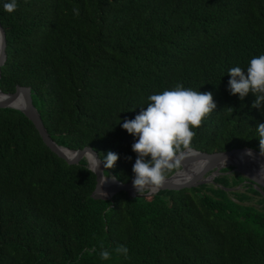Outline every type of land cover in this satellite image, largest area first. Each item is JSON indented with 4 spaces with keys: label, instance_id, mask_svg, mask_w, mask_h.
Wrapping results in <instances>:
<instances>
[{
    "label": "trees",
    "instance_id": "obj_1",
    "mask_svg": "<svg viewBox=\"0 0 264 264\" xmlns=\"http://www.w3.org/2000/svg\"><path fill=\"white\" fill-rule=\"evenodd\" d=\"M5 2L0 90L30 87L57 144L91 147L103 162L117 154L107 176L134 178L138 138L122 124L177 83L217 105L192 149L260 151L264 106L231 95L228 71L264 55V0H17L11 14ZM232 171L197 188L96 200L86 160L69 165L26 115L0 109V264H264V189Z\"/></svg>",
    "mask_w": 264,
    "mask_h": 264
},
{
    "label": "clouds",
    "instance_id": "obj_2",
    "mask_svg": "<svg viewBox=\"0 0 264 264\" xmlns=\"http://www.w3.org/2000/svg\"><path fill=\"white\" fill-rule=\"evenodd\" d=\"M3 8L7 13H14L17 0H6ZM74 11L79 14L78 9ZM228 75L231 77V95H238L243 101L251 92L256 97L252 107L264 106V55L253 57L246 71L233 67ZM149 100L150 103L140 114L122 124L123 129L138 138L132 145L133 152L137 154L133 165V185L141 194L145 190L155 191L162 187L165 173L180 167L185 156L192 152V140L196 135L193 129L200 128L204 119L217 107L211 92H197L185 88L182 83H177L172 90L151 95ZM257 130L260 154L264 155V124H259ZM86 155L93 157L97 173L99 161L91 151ZM118 159L117 154L109 151L103 158L105 168H114ZM128 159L131 160V157ZM112 179L115 180V177ZM107 180L103 176L102 184ZM116 251L127 257V247L119 246ZM100 255L108 260L111 254L105 250Z\"/></svg>",
    "mask_w": 264,
    "mask_h": 264
},
{
    "label": "water",
    "instance_id": "obj_3",
    "mask_svg": "<svg viewBox=\"0 0 264 264\" xmlns=\"http://www.w3.org/2000/svg\"><path fill=\"white\" fill-rule=\"evenodd\" d=\"M0 31L2 36L0 46L1 79L2 68L7 61L6 33L1 24ZM0 109H15L26 115L35 125L45 145L69 165H79L83 160L87 161V157L91 155H86V153L91 151L99 161L97 173L94 170L95 163L91 167L87 161L88 168L96 175L97 184L92 194V198L96 200H112L120 192H126L130 197L137 198L153 196L160 191H180L197 188L202 185H211L222 174V170L228 167H233V171L229 173L244 176L249 182L254 183L256 189L263 193L264 155H261L260 151L251 148L234 149L213 154L192 149V152L185 156L179 169L171 176L166 177L162 187L155 191L145 190V194L133 192L135 190L133 185L134 178L126 184L118 181L116 178L115 180L112 179L113 181L111 183L106 182L102 184L103 176L105 180L113 178L114 176H107L105 174L106 168L98 153L91 147H86L81 150H71L57 144L45 127L42 117L33 103L32 89L30 87L17 86L16 91L11 94H6L0 90ZM249 152L252 154L249 155Z\"/></svg>",
    "mask_w": 264,
    "mask_h": 264
},
{
    "label": "bare ground",
    "instance_id": "obj_4",
    "mask_svg": "<svg viewBox=\"0 0 264 264\" xmlns=\"http://www.w3.org/2000/svg\"><path fill=\"white\" fill-rule=\"evenodd\" d=\"M1 41H2V36H1V31H0V46H1ZM87 161H88V163H89V165L91 167L94 166V161H93V158L91 156L87 157ZM112 181H113L112 178L107 180V182H109V183H111ZM133 192L135 193V192H138V191L135 189Z\"/></svg>",
    "mask_w": 264,
    "mask_h": 264
},
{
    "label": "rangeland",
    "instance_id": "obj_5",
    "mask_svg": "<svg viewBox=\"0 0 264 264\" xmlns=\"http://www.w3.org/2000/svg\"><path fill=\"white\" fill-rule=\"evenodd\" d=\"M251 204H254V203H251Z\"/></svg>",
    "mask_w": 264,
    "mask_h": 264
}]
</instances>
